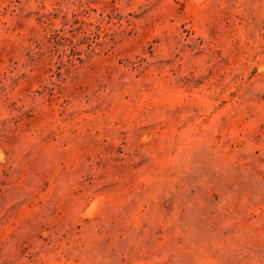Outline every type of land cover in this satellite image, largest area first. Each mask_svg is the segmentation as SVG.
<instances>
[{
  "label": "rangeland",
  "instance_id": "374dc122",
  "mask_svg": "<svg viewBox=\"0 0 264 264\" xmlns=\"http://www.w3.org/2000/svg\"><path fill=\"white\" fill-rule=\"evenodd\" d=\"M0 264H264V0H0Z\"/></svg>",
  "mask_w": 264,
  "mask_h": 264
}]
</instances>
